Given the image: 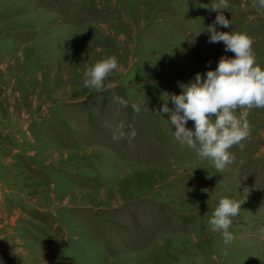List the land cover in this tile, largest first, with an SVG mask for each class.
Returning <instances> with one entry per match:
<instances>
[{
  "label": "rangeland",
  "instance_id": "rangeland-1",
  "mask_svg": "<svg viewBox=\"0 0 264 264\" xmlns=\"http://www.w3.org/2000/svg\"><path fill=\"white\" fill-rule=\"evenodd\" d=\"M218 4V30L246 32L264 67L252 0H0V264H264V108L223 171L156 114L234 57L208 42ZM109 55L118 69L87 88ZM224 196L243 200L229 244L209 223Z\"/></svg>",
  "mask_w": 264,
  "mask_h": 264
},
{
  "label": "clouds",
  "instance_id": "clouds-1",
  "mask_svg": "<svg viewBox=\"0 0 264 264\" xmlns=\"http://www.w3.org/2000/svg\"><path fill=\"white\" fill-rule=\"evenodd\" d=\"M222 5L227 8V0H222ZM252 6L264 13V0H252ZM220 8L219 4L213 8L218 12L207 27L208 42H223L225 51L234 53V57L221 56L214 70L209 68L203 74L197 72L189 82L180 83V93H167L156 114L167 113L176 140L195 149L199 157L210 158L214 167L223 171L235 159L229 150L250 134L248 109L264 108V67L257 63L252 38L246 32L218 30L219 26H231V19H227ZM118 67L114 55L95 61L83 73L85 86L102 91ZM114 99L127 106L123 97L115 96ZM169 100L174 108L168 107ZM240 107L245 109L242 113L237 112ZM189 120L194 122V130L186 127ZM124 127L123 124L118 126L121 135L136 136L134 129L124 133ZM242 202L228 196L221 197L209 218L212 230L220 233L225 244L235 239L230 227Z\"/></svg>",
  "mask_w": 264,
  "mask_h": 264
}]
</instances>
